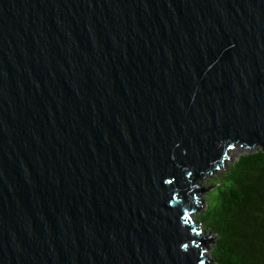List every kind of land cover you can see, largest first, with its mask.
I'll return each instance as SVG.
<instances>
[{"label": "water", "instance_id": "95a60500", "mask_svg": "<svg viewBox=\"0 0 264 264\" xmlns=\"http://www.w3.org/2000/svg\"><path fill=\"white\" fill-rule=\"evenodd\" d=\"M254 148L264 0H0V264H212Z\"/></svg>", "mask_w": 264, "mask_h": 264}, {"label": "trees", "instance_id": "16d2710c", "mask_svg": "<svg viewBox=\"0 0 264 264\" xmlns=\"http://www.w3.org/2000/svg\"><path fill=\"white\" fill-rule=\"evenodd\" d=\"M244 150L222 175L213 208L196 218L214 236L215 264H264V153Z\"/></svg>", "mask_w": 264, "mask_h": 264}, {"label": "rangeland", "instance_id": "374dc122", "mask_svg": "<svg viewBox=\"0 0 264 264\" xmlns=\"http://www.w3.org/2000/svg\"><path fill=\"white\" fill-rule=\"evenodd\" d=\"M243 152H245L244 149L232 150V154H231V158H230L229 164L231 162H233L234 160H236L237 157ZM224 173H226V172L221 171L218 174H216L215 176L211 177L210 179H208L207 181H205L204 183L201 184V186L208 187L206 189V191H207V193L209 195V198H204L202 203H201L203 213H204L205 209H208V208L212 209L213 208V206L215 204V200H216L217 196L219 195L218 187H222L223 186L222 175ZM198 225H199L204 237L209 238L210 239V243H213V241H214L213 234L210 233V232L205 231V229H203L204 228L203 224H199L198 223ZM208 259H211L210 256H209ZM211 263L215 264L214 262H211Z\"/></svg>", "mask_w": 264, "mask_h": 264}]
</instances>
